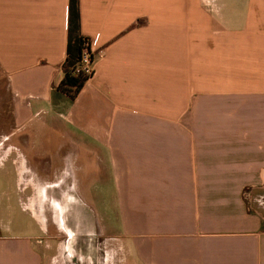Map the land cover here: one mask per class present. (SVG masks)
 <instances>
[{
	"label": "crops",
	"instance_id": "crops-1",
	"mask_svg": "<svg viewBox=\"0 0 264 264\" xmlns=\"http://www.w3.org/2000/svg\"><path fill=\"white\" fill-rule=\"evenodd\" d=\"M69 4L0 0V74L28 132L0 158V264H44L24 193L71 190L64 223L97 191L85 206L117 226L121 264H264V0H78L96 57L74 100L57 90ZM43 130L53 178L24 184Z\"/></svg>",
	"mask_w": 264,
	"mask_h": 264
},
{
	"label": "rangeland",
	"instance_id": "rangeland-1",
	"mask_svg": "<svg viewBox=\"0 0 264 264\" xmlns=\"http://www.w3.org/2000/svg\"><path fill=\"white\" fill-rule=\"evenodd\" d=\"M27 133L28 132L16 133L13 121L11 96L7 90L6 82L0 74V158L5 156L6 151L9 149L8 147L12 145L10 144V140L8 141L6 138L15 136L12 138V141L13 143H16L23 140V137L21 136L26 135ZM17 134L21 135L16 136ZM34 135H36L35 138L39 140L44 139L46 143L42 142L39 144L38 149L35 148V152L27 147L24 149V152L27 155L32 154V151L33 153H37L39 155L37 160L33 161L31 159V161H27V163H33V171H30L32 168L28 166L29 168H27V172L23 174L24 180H26L24 181V184L28 183L32 174H34L36 178H40L42 183H46L47 180H51L53 178L52 175H48L49 168L47 166L48 160L46 158L51 155L49 152H55L56 150L57 145L53 143L55 133L43 130L42 132L39 131V134L34 133ZM81 158L83 157L79 158L80 161ZM54 161L57 163L58 160L54 159ZM1 163L2 160H0V166ZM6 167L9 168V165L7 164ZM82 168L83 170L81 175H83L85 171L84 167ZM1 169L2 168L0 167V170ZM59 171L62 174V165L60 169L57 168V172ZM13 177H11L12 183L14 182ZM20 177L21 176H18V178ZM82 180L85 181V179ZM85 193L86 192H84V198L87 201L81 199L83 204L80 203L81 207H78V210L81 211L80 215L83 222L82 225L78 224L77 227L74 223H64V219H66L65 215L63 214L62 216V214H60L61 209H63V207L61 209L60 207L62 206L61 202L64 199V196L66 199L70 198V200L72 195H75L76 198H78L79 193L77 191L71 190L68 193L64 191H56L54 193L49 191H34L32 193L29 191L24 193V202L27 206L31 195H34V202L29 206V208L31 207V209H33L36 220L40 221L38 224L41 229L39 240L41 242L40 247L45 255L44 264L123 263L125 258L123 249L125 247L122 241L118 239L117 226L111 223L101 224L98 222L99 220L97 221L96 208L90 206L86 207L85 205H92L96 203L98 198H95L99 193H97V191H93L88 194ZM53 194L55 195L54 204L51 199ZM27 199L28 201H26ZM79 199L80 197L78 198V201ZM59 205L60 207H58ZM60 215L62 216L63 222L58 221L57 216ZM50 217L52 218V222H50Z\"/></svg>",
	"mask_w": 264,
	"mask_h": 264
},
{
	"label": "trees",
	"instance_id": "trees-1",
	"mask_svg": "<svg viewBox=\"0 0 264 264\" xmlns=\"http://www.w3.org/2000/svg\"><path fill=\"white\" fill-rule=\"evenodd\" d=\"M87 42L88 39L80 33L78 0H70L66 55L61 66L63 77L57 90L71 100L76 98L84 83L89 79L82 73L74 74Z\"/></svg>",
	"mask_w": 264,
	"mask_h": 264
},
{
	"label": "built area",
	"instance_id": "built-area-1",
	"mask_svg": "<svg viewBox=\"0 0 264 264\" xmlns=\"http://www.w3.org/2000/svg\"><path fill=\"white\" fill-rule=\"evenodd\" d=\"M95 49L92 43L88 40L85 49L82 51L79 65L75 69L74 74L82 73L85 77L91 78L93 75V66L95 61Z\"/></svg>",
	"mask_w": 264,
	"mask_h": 264
}]
</instances>
